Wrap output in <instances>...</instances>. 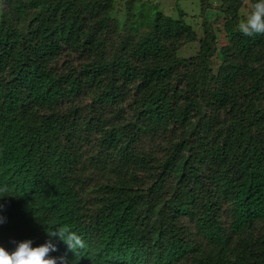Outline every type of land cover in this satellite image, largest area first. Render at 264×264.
Instances as JSON below:
<instances>
[{
    "label": "trees",
    "instance_id": "16d2710c",
    "mask_svg": "<svg viewBox=\"0 0 264 264\" xmlns=\"http://www.w3.org/2000/svg\"><path fill=\"white\" fill-rule=\"evenodd\" d=\"M199 1L0 0V183L27 218L1 243L264 264V34L236 27L254 0Z\"/></svg>",
    "mask_w": 264,
    "mask_h": 264
},
{
    "label": "clouds",
    "instance_id": "9594fccd",
    "mask_svg": "<svg viewBox=\"0 0 264 264\" xmlns=\"http://www.w3.org/2000/svg\"><path fill=\"white\" fill-rule=\"evenodd\" d=\"M245 36L264 34V0H254L250 11L236 25ZM6 178V177H4ZM27 224L19 201L14 203L13 195L7 194L0 183V235L14 225ZM46 239L35 243L32 238L12 240L11 248L0 242V264H69L66 255H53L58 252V244L63 242L67 251L74 255L84 247V241L76 233H69L59 227L44 229Z\"/></svg>",
    "mask_w": 264,
    "mask_h": 264
},
{
    "label": "rangeland",
    "instance_id": "374dc122",
    "mask_svg": "<svg viewBox=\"0 0 264 264\" xmlns=\"http://www.w3.org/2000/svg\"><path fill=\"white\" fill-rule=\"evenodd\" d=\"M158 5L161 6L163 9H167L171 6H176V4H178L179 6H181L183 9H188V14L190 16H195L198 15L197 10L200 4L199 0H156ZM215 0H212L211 2H214ZM190 21H192V26H194L195 28L197 26H199L200 24L198 23L197 19H194L193 17L190 18ZM223 21V18L220 17L217 20L212 22V25L214 27H218L221 26V23ZM198 23V25H197ZM197 25V26H196ZM191 52V47H186L184 49V53L185 54H189Z\"/></svg>",
    "mask_w": 264,
    "mask_h": 264
}]
</instances>
